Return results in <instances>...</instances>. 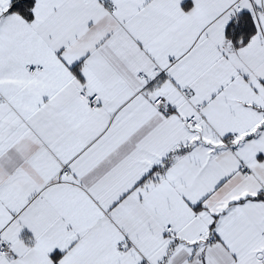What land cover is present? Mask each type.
Segmentation results:
<instances>
[{
  "label": "snow or ice",
  "instance_id": "snow-or-ice-1",
  "mask_svg": "<svg viewBox=\"0 0 264 264\" xmlns=\"http://www.w3.org/2000/svg\"><path fill=\"white\" fill-rule=\"evenodd\" d=\"M0 264H264V0H0Z\"/></svg>",
  "mask_w": 264,
  "mask_h": 264
}]
</instances>
